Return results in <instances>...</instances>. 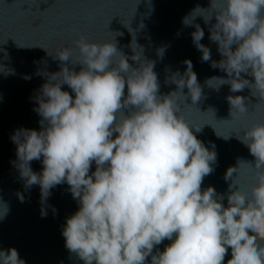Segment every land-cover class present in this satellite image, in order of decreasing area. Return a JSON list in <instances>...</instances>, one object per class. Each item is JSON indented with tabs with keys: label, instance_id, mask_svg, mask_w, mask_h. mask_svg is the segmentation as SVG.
<instances>
[{
	"label": "clouds",
	"instance_id": "clouds-1",
	"mask_svg": "<svg viewBox=\"0 0 264 264\" xmlns=\"http://www.w3.org/2000/svg\"><path fill=\"white\" fill-rule=\"evenodd\" d=\"M197 16L206 25L215 18L208 38L219 60L201 43ZM181 23L194 26L190 35L200 59L226 74L205 84L214 90L228 85L233 93L248 88L264 100V0H209L207 8L197 5ZM116 35L121 34L101 42L81 35L75 48L60 46L54 54L44 48L61 64L58 71L36 73L45 77L31 97L40 127L21 126L10 134L15 144L10 163L25 189L39 186L40 215H47L50 189L66 183L78 208L65 218L61 235L83 264H264V123L242 124L235 134L254 159L238 158L237 166L225 170L228 191L201 189L214 170L216 152L214 144L206 147L194 134L203 124H189L180 112L186 95L191 105L202 95L191 61H183V72L170 71L166 82L175 90L159 95L155 61L144 58L134 35L126 56ZM164 50L158 47L157 56ZM246 99L226 96L231 119L249 112ZM33 160L42 164L39 173L30 167ZM241 165L255 169L250 193L233 179ZM7 211L0 201V219ZM165 239L170 243L160 250L156 246ZM0 264L25 262L9 247L0 248Z\"/></svg>",
	"mask_w": 264,
	"mask_h": 264
},
{
	"label": "water",
	"instance_id": "water-1",
	"mask_svg": "<svg viewBox=\"0 0 264 264\" xmlns=\"http://www.w3.org/2000/svg\"><path fill=\"white\" fill-rule=\"evenodd\" d=\"M197 5L207 8L209 0H0V201L8 207L7 214L0 219V248L14 247L25 264H83L64 247L61 235L65 218L78 208L67 184L50 189L44 205L47 215L42 217L39 186L25 189L10 163L15 159V144L10 140L13 130L21 126L37 130L40 127L31 97L45 77L36 73L58 71L61 64L46 50L54 54L60 46L75 48L73 41L81 35L101 42L120 33L115 36L116 46L126 56L131 55L128 45L134 35L143 48L144 58L155 61L159 95L175 90V84L166 82L170 71L183 72V61L186 58L191 61L202 95L195 105H191L186 95L185 104L180 101V112L189 124L196 127L203 124L199 132L193 130L194 134L206 147L214 144L216 152L214 170L203 178L201 189L211 185L217 193H226L231 178L223 179L225 170L237 166L238 158L253 161L248 148L235 134H239L242 124L264 123V100L250 95L248 88L233 93L228 85L214 90L205 84L210 77L226 74L200 59L201 53L190 35L194 26L181 23V18ZM214 21L213 17L206 25L201 17L195 18L204 32L201 43L209 48L212 60H219L217 46L208 38L209 26ZM158 47L165 49L162 57L157 56ZM128 62L135 63L130 59ZM75 70H79V65ZM247 78L251 82L252 77ZM62 88L72 95L67 85ZM183 91L187 93L186 88ZM228 95L247 97L245 104L249 112L240 120L229 115ZM30 167L39 173L42 164L33 160ZM94 167V164L90 166V172ZM233 175L241 190L250 193L256 184L255 169L241 165ZM17 193L23 196L22 201ZM222 203L227 205L226 198ZM50 206L55 208V214ZM169 243L165 239L156 247L163 250ZM229 257L227 252L225 261Z\"/></svg>",
	"mask_w": 264,
	"mask_h": 264
}]
</instances>
